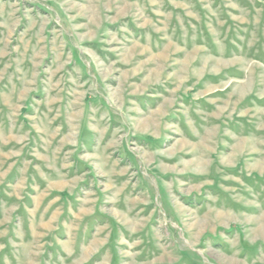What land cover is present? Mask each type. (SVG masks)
<instances>
[{"label": "rangeland", "instance_id": "obj_1", "mask_svg": "<svg viewBox=\"0 0 264 264\" xmlns=\"http://www.w3.org/2000/svg\"><path fill=\"white\" fill-rule=\"evenodd\" d=\"M0 264H264V0H0Z\"/></svg>", "mask_w": 264, "mask_h": 264}, {"label": "crops", "instance_id": "obj_2", "mask_svg": "<svg viewBox=\"0 0 264 264\" xmlns=\"http://www.w3.org/2000/svg\"><path fill=\"white\" fill-rule=\"evenodd\" d=\"M111 8V11H113V10H115V8H114V6H110ZM98 14H102V13H98ZM110 17H112V19H114L115 21H113L114 23L115 22H118V21H120V19H121V17H117L116 15H112V16H110ZM116 18V19H115ZM91 20V19H90ZM92 20H94V19H92ZM97 20V19H96ZM96 20H94V21H96ZM85 21L86 22H89V20H86L85 19ZM93 21V22H94ZM123 21H127V22H130V21H132V19L130 18V17H127V18H125V19H123ZM92 22V23H93ZM102 22H104L103 24L105 25V23H113L112 22V20L110 21H108V20H106L105 18L102 20ZM91 23V22H90ZM104 25L103 26H101L100 28H99V36L101 35V32H103V28H104ZM106 26H109L108 24H106ZM91 28L94 30V28H96L95 26H93V24H92V26H91ZM115 34V33H114ZM120 34V32H117V34L116 35H119ZM98 37V36H97ZM100 42V40L99 39H94V40H92V41H90V42H87V45H89V46H94V47H98L97 45L98 44H100L99 43ZM100 46V45H99ZM99 50V49H98ZM106 102V101H105ZM84 124H86V127H87V123H84V122H81V124H80V129H79V133H80V135H79V137H80V144H81V146H78V145H76L77 147L76 148H74V151H75V153H74V164H76V166H80V167H82V170H80V174H81V176H82V181H84L87 177L88 178H90L91 176H93V177H95V170H94V168H92V166H91V164H90V162H88V161H86V160H84V158H83V156H81V153H82V148L83 147H86V149L88 150V151H91V152H93V149H94V146L92 147V144L90 145L88 142H86L85 140H84V138H87L88 136H86L87 134H92V132H89V130H87L85 133H83V129H84ZM228 124H234V125H231V126H236V123H235V120H231V121H228ZM89 127V126H88ZM90 136H92V135H90ZM139 138V140L140 141H142V142H145V143H147V144H150L151 145V148H153V150L155 151H157L158 150V148L161 146V143H162V141L160 140V139H153V138H150V137H145V136H140V137H138ZM30 144V143H29ZM28 145V144H27ZM77 152H78V154H77ZM91 154V153H90ZM126 154H127V156L134 162V163H137V158H136V154L134 153V152H132V151H130V150H128V149H126ZM82 157V158H81ZM31 169V168H30ZM29 169V170H30ZM155 171V170H154ZM159 171V170H158ZM157 170L155 171V172H153V173H149V175H151V177L156 181V184H157V186H156V193L160 196V199H162V196H161V193H162V191L163 190H165V192L167 193V198H168V200H169V196H168V192H167V190H166V188H165V186H164V184H163V182H162V180H163V178H162V174L160 175V173L158 172ZM212 174V173H211ZM210 174V175H211ZM167 177H173L172 175H166ZM187 178H189V176L190 175H185ZM212 176H214L213 177V183H212V185L211 186H209V188H211L212 190L213 189H216L217 190V192L220 194V193H225V196L226 197H228V193H227V191H225L224 189H221L220 187H218V185H216V183L217 182H219L220 181V177H219V179H218V176L215 174V175H212ZM211 176V177H212ZM254 176H256V174L254 175ZM199 177L200 176H194V178H198L199 179ZM201 177H203V176H201ZM262 179V178H261ZM202 180H204V178H202ZM247 180H248V182H253L252 180V178H250V177H247ZM263 180V179H262ZM52 181V180H51ZM143 182H146V181H143ZM216 182V183H215ZM78 189H79V185H78V187H77V189L74 191V193L73 194H70V193H68V192H65V191H62V190H57V191H52V192H48L47 194H46V196H47V199H48V197H50V196H52L53 194H56V195H58V197L60 198V200L61 201H63V208H62V210H60V212H59V217L61 218V221H60V218H59V220L58 219H55V220H58V223L60 222V224H59V227H56V228H58V231H63L64 229L63 228H65L66 226H69L68 224V222H67V220H66V218H71L72 217V221L73 222H75V219L77 220V223H79V227H77L79 230L80 229H85V231L86 230H89L90 228L88 227V226H91L94 222V220L98 217V216H101L102 215V217H105L104 219L106 220V225H107V229H109L110 230V234H109V237H108V241H107V244L105 245V248L107 247V248H111V247H114V242H113V240H114V238L116 237V238H118V236H117V234H118V232H122V233H125V231H126V229L127 228H125L124 226H122V224H120L114 217H112V216H109L108 214H105V215H103L102 213H100V200H101V197L103 196L100 192H96V195H95V197H96V200H95V202L91 205V203L94 201V199L93 198H90L91 199V202H90V205L91 206H88L87 205V200H88V197L87 196H85V198H81V196H80V201H78V198L76 197L77 195V192H78ZM154 191H155V189H154ZM125 191L124 190H122L121 191V195L120 196H125V193H124ZM76 193V194H75ZM230 196V195H229ZM56 197V196H55ZM70 200H72V203H67V201H69L70 202ZM191 199H187V201H190ZM31 203V202H30ZM67 204V205H66ZM68 204H70L69 206H70V208L68 207ZM233 204V203H232ZM65 205H66V207H65ZM234 205V204H233ZM162 206L164 207V210H165V212H167V215L171 218V215H172V217L174 218V220L176 221V219H175V217L173 216V214L172 213H169V214H171V215H169L168 214V212H170L171 210V203H170V200H169V202L167 203L165 200H164V203L162 202ZM73 207V208H72ZM125 207V206H124ZM236 207V206H235ZM74 212H73V211ZM72 212H73V215H71L72 214ZM74 215H75V219H74ZM54 217H56V215L54 214L53 216H52V218L51 219H49V218H47L46 217V220H43V224H46V225H44V226H46V228L48 229V227H49V224H50V222H52V221H54ZM154 217H155V211H154V213L151 215V220H150V222L149 223H151V221L154 219ZM48 223V224H47ZM68 223V224H67ZM103 224V223H102ZM105 224H103V226H104ZM65 226V227H64ZM85 226V227H84ZM103 226H100L99 227V229L100 228H103ZM84 227V228H83ZM148 228V227H147ZM91 230H93V229H91ZM116 230H117V232H116ZM223 231H225L226 229H222ZM221 230V231H222ZM95 233V232H94ZM66 239V238H65ZM92 240L91 241H95L96 239L93 237V238H91ZM112 240V241H111ZM111 241V242H110ZM93 242H92V244H93ZM79 242H76V244H78ZM148 243H150V242H148ZM79 246H82V243H80V244H78ZM77 245V246H78ZM91 244H89L88 245V247L90 246ZM111 245V246H110ZM91 257H93V256H91Z\"/></svg>", "mask_w": 264, "mask_h": 264}]
</instances>
